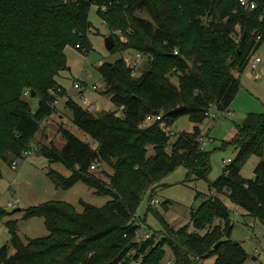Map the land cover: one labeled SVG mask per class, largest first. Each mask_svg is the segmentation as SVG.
<instances>
[{
	"label": "trees",
	"instance_id": "1",
	"mask_svg": "<svg viewBox=\"0 0 264 264\" xmlns=\"http://www.w3.org/2000/svg\"><path fill=\"white\" fill-rule=\"evenodd\" d=\"M95 7L110 33L119 30L128 37L122 46L112 35L110 53L130 49L144 59L138 77L131 76L122 58L97 67L121 114L95 116L66 98L58 82L70 70L67 46L91 51L89 14ZM261 8L245 11L237 0H0V161L11 163L9 156L30 149L40 123L56 111L49 92L61 88L73 124L96 145L60 127L64 147L42 145L37 154L68 171L69 176L47 173L55 188L68 190L82 182L97 196L110 197L101 208L82 203L81 213L59 200L24 209V220H44L47 236L24 243L17 222H8L10 239L0 246V264H164L166 247L173 264H204L208 258L214 264H245L249 255L230 239L231 215L218 196L264 226V114L250 113L236 124L232 141L223 146L231 144L237 155L208 183L188 226L174 230L165 224L160 236L154 232L137 243L134 214L146 194L151 199V191L177 167L187 170V180L193 175L206 180L210 154L199 148V126L210 105L225 113L238 95L247 60L264 40ZM141 12L149 20L138 17ZM25 91L39 99L35 112L22 98ZM179 106L185 110L166 116ZM159 114L167 128L186 115L193 130L178 133L170 143L159 123H145L148 115ZM253 155L258 157L254 175L245 179L241 167ZM100 164L113 172L107 184L91 172ZM6 215L0 207V218Z\"/></svg>",
	"mask_w": 264,
	"mask_h": 264
},
{
	"label": "rangeland",
	"instance_id": "2",
	"mask_svg": "<svg viewBox=\"0 0 264 264\" xmlns=\"http://www.w3.org/2000/svg\"><path fill=\"white\" fill-rule=\"evenodd\" d=\"M95 10L96 7L89 14V20L94 25L89 34L91 51H79L67 46L64 52L66 53L67 66L70 67V70L65 74L63 73L64 75L62 76L64 77L59 78V80L63 83V89L67 95L65 97H72L82 107L84 104L80 101V96L86 98L94 107L92 112L95 116L104 112L121 114L122 111L110 102V96L106 93V83L101 79L97 67L103 63L111 64L119 58H122L124 65H126L127 60L129 62L132 61L136 52L125 49L122 52L111 54L105 50V38L113 34L95 15ZM137 16L149 20L143 12L138 13ZM126 40H128V37L124 34L123 39L118 41L122 46H125L128 43ZM255 56L259 57L262 63L255 71L246 69L240 75L241 81L238 95L229 106V111L225 114H220L216 120L206 118L199 126L202 130L200 132L204 134L201 136L205 141L204 151H208L210 154L208 160L209 172L206 180L197 179L194 175L187 180V170L177 167L172 174L161 180L156 189L151 191L153 192L151 198L158 202L157 205L152 207L151 211L148 210L147 202L149 194H146L142 199L136 216L148 225L150 232H155L160 236L161 233L159 232L162 231L165 224H168L174 230L185 225L188 226L190 212L204 201L208 193V183L215 181L221 175L222 167L226 164V160H233L237 155V149L235 150L231 144L223 146L224 142L232 141L236 124L241 123L250 113L264 114V43L257 50ZM143 66L144 61L136 69V77L141 73ZM171 81L172 83H177L175 77L171 78ZM75 82H79L81 87L82 85L88 87L95 85L98 90L82 89L80 93V90H76L73 87ZM63 89L59 92V95H57V91H54V97L59 102L57 105L52 103L51 106L55 107L56 111L52 113L48 120L40 123V129L30 143V146L36 148L35 154L26 157L16 169L12 168L10 162L0 161V207L8 214L0 218V246L7 243L10 239L7 227V223L10 221L17 222V235L22 238L24 243L30 239L47 236L44 220L41 217H31L24 220L22 218L24 209L40 206V204L47 201L59 200L72 204L76 211L81 213L82 203L101 208L110 200L109 196H97L92 188L82 182L75 183L68 190L55 188L47 173L55 171L63 176H69L68 171L62 163H49L47 159L37 154L38 147L42 145L47 147L54 145L57 149L64 147L65 141L59 132L60 127L69 130L81 142H86L91 147L96 145L87 134L73 124L72 112L65 108L66 98L61 96ZM22 98L28 103L30 111L35 112L39 99H32L25 92ZM193 127L194 124L189 122L186 115H180L173 126L169 128L174 134L170 138V143L175 141V136L178 133H190ZM30 146L29 148H31ZM9 159H11V162L16 160L15 157L11 158V156H9ZM257 162L258 157L253 155L242 165L241 175L243 178L252 179ZM91 172L97 176L98 182L103 184H107L108 175L113 174L110 167L106 164H100ZM219 198L227 205L231 215L233 231L230 239L234 242H239L249 255L245 264H264V226L257 220L244 216V212L240 208L233 206L223 195ZM15 200L18 201L17 207L8 208L6 204ZM164 205L167 206L166 209H164ZM214 224L221 225L218 220ZM249 225L251 226L249 227ZM204 233L202 232L201 234ZM165 250L166 256L164 260L166 257L172 259L170 249L166 247ZM214 262V258H208L204 264H214Z\"/></svg>",
	"mask_w": 264,
	"mask_h": 264
},
{
	"label": "built area",
	"instance_id": "3",
	"mask_svg": "<svg viewBox=\"0 0 264 264\" xmlns=\"http://www.w3.org/2000/svg\"><path fill=\"white\" fill-rule=\"evenodd\" d=\"M239 2V6L241 7V9L245 10V11H252V10H256L258 9L260 6H262V13H263V17H264V0H237ZM263 17L260 18V20L263 19ZM112 34L115 35L116 37H118L119 39H123V34L121 33V31L119 30H114L112 31ZM257 40L260 41L261 38L257 37ZM127 41V40H126ZM264 43V40L262 42V44ZM176 53V52H175ZM256 55V52L252 55L249 56L248 60H247V66L246 69H250V71H255L258 66L262 63L261 59ZM143 56L140 55L139 53H135L134 57L132 58V61L129 62V60H127V66L130 68L131 70V76L132 77H136V69L139 67L140 63L143 61ZM245 69V70H246ZM81 84L79 82H75L73 84V87L76 90H80V92H82V89H86V90H91V91H96L98 90V87H96L95 85L91 86V87H81ZM61 88H58L57 90V94H59V92L61 91ZM25 94L29 95L28 91H25ZM50 95H54V91H50L49 92ZM80 101L82 102V104H84V106L86 107L87 110L92 111L94 109V107L89 103V101L80 96ZM58 100L55 99L53 103H55L56 105L58 104ZM208 110L205 112V116L206 118L210 119V120H216L220 114H225V113H219L218 110L216 109V107L214 105H210L208 108ZM228 112V111H227ZM145 123L146 124H153V123H159L160 127L166 132V135L168 137H173L174 134L169 130V128L166 127V125L161 121V114L159 115H148L145 119ZM199 142V148L201 150H204L205 147V141L203 139V137L199 138L198 140ZM36 152V148L34 146H31V148L29 150L23 151V154L21 156H19L18 158H15L16 160H14L13 162H11V166L13 169H16L19 165V163H22L26 157L30 156V155H34ZM231 160L228 159L225 161L226 164L230 163ZM225 164V165H226ZM224 165V166H225ZM223 166V167H224ZM94 169V166L91 167V170ZM148 202V206L149 207H154L155 205L158 204V202L154 199H147ZM18 201L15 200L13 202H9L7 204V207H12L15 208L17 207ZM236 215V214H235ZM238 216V215H236ZM134 226H135V241L137 243H142L147 241V239H149L150 237L153 236V233L149 231V227L148 225L145 224V222L141 221L137 216L136 213L134 214ZM251 225H249L250 227ZM197 259V258H196ZM164 264H173V260L171 258L166 257V259L163 261ZM201 263V262H200Z\"/></svg>",
	"mask_w": 264,
	"mask_h": 264
},
{
	"label": "water",
	"instance_id": "4",
	"mask_svg": "<svg viewBox=\"0 0 264 264\" xmlns=\"http://www.w3.org/2000/svg\"><path fill=\"white\" fill-rule=\"evenodd\" d=\"M114 46V39H113V36H108L105 38V50H107L108 52L112 51V48ZM111 65V64H109ZM31 97L33 98L34 97V94L31 93ZM185 109L184 107L182 106H179V107H176L173 111L169 112L166 114V116H171V115H174L176 113H180V112H183ZM19 211V209H17ZM238 243L237 242H234V245H237Z\"/></svg>",
	"mask_w": 264,
	"mask_h": 264
},
{
	"label": "crops",
	"instance_id": "5",
	"mask_svg": "<svg viewBox=\"0 0 264 264\" xmlns=\"http://www.w3.org/2000/svg\"><path fill=\"white\" fill-rule=\"evenodd\" d=\"M96 15V14H95ZM91 21V20H90ZM91 23H92V21H91ZM92 28H94V25H93V23H92ZM89 40H90V36H89ZM91 44H92V42H91ZM92 48H93V46H92ZM66 72H64V74H65ZM63 73L61 74V76H60V78H63L64 76H62V75H64ZM58 82L60 83V85L63 87V83L62 82H60V80L58 79ZM229 111V110H228ZM200 128V127H199ZM200 130H201V128H200ZM202 131V130H201ZM202 135H204L203 134V132L201 133V136ZM224 196V195H223ZM218 197H220V196H218ZM224 198H226L225 196H224ZM227 199V198H226ZM221 200V199H220ZM224 202V201H223ZM225 204V203H224ZM7 205V204H6ZM226 205V204H225ZM227 206V205H226ZM228 207H230V206H228ZM231 208V207H230ZM241 212V211H240Z\"/></svg>",
	"mask_w": 264,
	"mask_h": 264
}]
</instances>
